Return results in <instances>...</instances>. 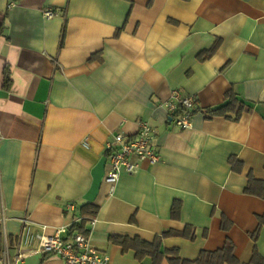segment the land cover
I'll list each match as a JSON object with an SVG mask.
<instances>
[{"label":"crops","instance_id":"0c3cea01","mask_svg":"<svg viewBox=\"0 0 264 264\" xmlns=\"http://www.w3.org/2000/svg\"><path fill=\"white\" fill-rule=\"evenodd\" d=\"M173 91L196 101L188 128L173 123ZM227 91L244 106L237 119L209 113ZM140 122L160 159L111 184L106 144ZM249 176L264 182V0H0V264H64L28 251L82 217L110 264H152L114 237H160L185 260L227 239L236 264L254 249L264 259V199L245 192Z\"/></svg>","mask_w":264,"mask_h":264},{"label":"built area","instance_id":"2783aa9c","mask_svg":"<svg viewBox=\"0 0 264 264\" xmlns=\"http://www.w3.org/2000/svg\"><path fill=\"white\" fill-rule=\"evenodd\" d=\"M12 5L13 2L9 4ZM43 14L47 18L52 17L51 11L46 10ZM173 95L178 101L168 104L170 113L173 114L179 106L184 108L183 113L172 117L173 123L179 128H188L192 122V115L197 109L196 101L192 96H180L178 91H173ZM154 135L155 128L147 122H140L134 135L126 137L122 133L114 134L106 144L108 169L105 180L114 184L122 171L136 172L142 160H148L150 163L158 162L160 157L154 146ZM67 207L72 209L73 205L67 204ZM89 223L94 224L95 219L90 218ZM69 228L60 227L53 235L43 233L35 235L37 246L29 249L28 253H50L61 258L64 264H110L109 255L91 245L88 234L74 231L68 235ZM14 258L15 261L21 259V253H17Z\"/></svg>","mask_w":264,"mask_h":264},{"label":"trees","instance_id":"16d2710c","mask_svg":"<svg viewBox=\"0 0 264 264\" xmlns=\"http://www.w3.org/2000/svg\"><path fill=\"white\" fill-rule=\"evenodd\" d=\"M218 42L216 41L211 48L204 50L200 52L198 55L199 59H205L209 57L216 49H217ZM4 82H3V87L8 88L9 83H10V78H9V69L8 67L4 68ZM244 109V106L242 103H240L236 96L231 93V91H227L225 93V102L221 106L210 109L209 113L212 115H223L226 117H230L229 114L234 112V119H237L241 111ZM184 108L183 107H178L174 113L172 114L173 116L179 115L183 113ZM230 164L232 167L235 169L236 168V163L239 161H235L233 158H230ZM245 192L249 194H254L260 198L264 199V182H261L260 180H256L253 177L249 176L247 185L245 187ZM89 207L88 205H84L85 210L82 211V213L85 214H90L93 215L96 211V208L91 207V210H86ZM179 211V203L175 202L172 205L171 208V213L172 216L176 217ZM85 220L80 218L79 221L74 222L70 228L68 235L72 234L74 231H81L85 234H87V230L85 229ZM222 226L224 228L226 227V223L223 220L222 221ZM186 229L181 233V235H184L186 237L192 238L193 235L190 236V228L185 227ZM167 235V233H163L162 236ZM114 243L119 244L122 246L124 250L126 249H132L135 253L136 259L140 261L143 257L149 256L152 260V264H159L161 259L164 256V253L168 254L167 260L169 264H236L238 263L237 259L234 256V248L233 244L231 243L230 240L225 239V243L221 249L215 250V251H201L199 254V257L194 259V260H185V259H180L177 255V249L172 248L168 249L166 252H162L160 250V237H155V239L151 242L148 241H143L140 238H123V237H114L111 239ZM1 243V242H0ZM1 248V244H0ZM1 250V249H0ZM256 250L254 249L252 258L248 264H264V259L260 257V255L255 252Z\"/></svg>","mask_w":264,"mask_h":264},{"label":"rangeland","instance_id":"374dc122","mask_svg":"<svg viewBox=\"0 0 264 264\" xmlns=\"http://www.w3.org/2000/svg\"><path fill=\"white\" fill-rule=\"evenodd\" d=\"M7 258H8V260L9 261H11V254L9 253V254H7ZM6 261V256L4 257V262ZM5 264H6V262H5Z\"/></svg>","mask_w":264,"mask_h":264},{"label":"bare ground","instance_id":"6f19581e","mask_svg":"<svg viewBox=\"0 0 264 264\" xmlns=\"http://www.w3.org/2000/svg\"><path fill=\"white\" fill-rule=\"evenodd\" d=\"M23 256V254H21V257Z\"/></svg>","mask_w":264,"mask_h":264}]
</instances>
